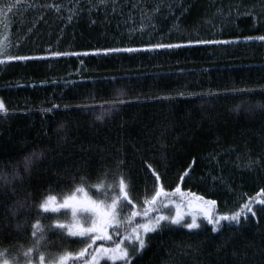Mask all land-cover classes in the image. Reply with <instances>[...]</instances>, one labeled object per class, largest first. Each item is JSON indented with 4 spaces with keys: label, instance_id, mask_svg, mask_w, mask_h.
I'll return each mask as SVG.
<instances>
[{
    "label": "trees",
    "instance_id": "obj_1",
    "mask_svg": "<svg viewBox=\"0 0 264 264\" xmlns=\"http://www.w3.org/2000/svg\"><path fill=\"white\" fill-rule=\"evenodd\" d=\"M93 1L44 0L21 14L0 7V228L13 232L23 219L12 214L19 202L58 195L72 173L115 170L120 157L134 182L145 162L167 173L166 191L191 165L195 175L182 191L217 200L218 213L238 210L264 189V109L255 106L264 104V41H246L264 35V0H117L115 11ZM190 38L241 43L92 54ZM48 48L89 55L10 59ZM120 92L130 103L103 120L81 110ZM32 153L43 155L26 174ZM194 235L165 231L144 249L142 264H264L259 212L224 235Z\"/></svg>",
    "mask_w": 264,
    "mask_h": 264
},
{
    "label": "snow or ice",
    "instance_id": "obj_2",
    "mask_svg": "<svg viewBox=\"0 0 264 264\" xmlns=\"http://www.w3.org/2000/svg\"><path fill=\"white\" fill-rule=\"evenodd\" d=\"M109 3L115 11L117 0H100L105 8ZM32 7L24 0H13L7 5L6 11L11 13L15 9L17 14H21ZM44 7L60 11L58 4ZM4 11V8H0V14ZM27 30H32L31 25ZM252 40L264 41V35L246 38V41ZM240 43L239 40L219 38H190L187 43L157 40L146 47H111L97 49L92 54L107 56L111 53ZM45 51V55L13 54L10 59L28 62L47 61L49 56L89 55L88 52L53 51L51 48ZM3 63L0 61V64ZM236 91L250 93L253 90ZM260 95L264 97V88L260 90ZM123 97L124 93L120 92L102 104H84L81 110L90 112L97 120H103L130 103ZM90 99L94 100L93 97ZM255 106L264 109V104ZM0 112H6L3 101H0ZM42 155L32 153L31 157L25 158L23 170L26 174L30 173L31 166ZM123 162L122 157L118 158L115 170L107 166H93L85 174L72 173L68 183L58 190V195L46 194L39 199L19 202L12 214L22 215L23 219L17 221L13 232L0 228V264H133V261L142 264L144 249L165 231L187 229L195 233L194 239L208 231L224 235L225 231L245 226L249 222V215L254 218L259 212L264 217V189L238 210L221 214L217 212V200L205 199L192 191H182L181 185L186 186V179L190 181L195 175L191 165L177 176L174 190L166 191L167 173L162 177L151 163L145 162L141 168L142 179L134 182L127 171L121 168ZM195 163L193 160L192 165ZM15 178L23 179L19 171H16ZM254 205L261 207L257 209ZM208 225L211 226L210 230ZM4 244L7 247H3Z\"/></svg>",
    "mask_w": 264,
    "mask_h": 264
},
{
    "label": "rangeland",
    "instance_id": "obj_3",
    "mask_svg": "<svg viewBox=\"0 0 264 264\" xmlns=\"http://www.w3.org/2000/svg\"><path fill=\"white\" fill-rule=\"evenodd\" d=\"M41 1H44V0H24V3H30V4H38L40 3ZM49 2H60V0H48ZM89 3H94L93 0H88ZM95 1H98V0H95ZM13 0H0V3L2 4H5V6H0V7H7L8 4L12 3ZM33 7H36L35 5H33Z\"/></svg>",
    "mask_w": 264,
    "mask_h": 264
},
{
    "label": "bare ground",
    "instance_id": "obj_4",
    "mask_svg": "<svg viewBox=\"0 0 264 264\" xmlns=\"http://www.w3.org/2000/svg\"><path fill=\"white\" fill-rule=\"evenodd\" d=\"M91 54V53H90ZM1 61V60H0Z\"/></svg>",
    "mask_w": 264,
    "mask_h": 264
}]
</instances>
